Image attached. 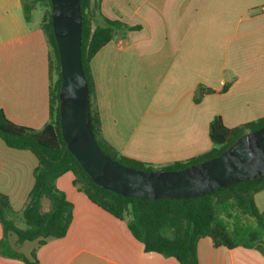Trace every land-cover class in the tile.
Wrapping results in <instances>:
<instances>
[{
    "label": "crops",
    "instance_id": "crops-1",
    "mask_svg": "<svg viewBox=\"0 0 264 264\" xmlns=\"http://www.w3.org/2000/svg\"><path fill=\"white\" fill-rule=\"evenodd\" d=\"M263 7L264 0H101L104 17L137 28L128 37L120 32L92 61L103 136L120 154L165 166L210 152L217 116L233 129L264 118ZM45 9L35 3L27 21L23 0H0V109L35 130L52 120L50 93L57 80L42 26ZM96 22L104 23L101 17ZM200 86L213 92L197 103ZM37 166L31 151L0 139V193L9 197L22 229L28 227L23 210ZM57 186L74 206L73 220L66 237L38 247L40 264H179L147 253L128 219L92 203L71 174ZM255 204L264 211V190ZM49 206L44 199V209ZM9 240L22 252L25 243L17 244L13 234ZM197 249L200 264H264L257 250L216 248L209 238ZM0 264L26 263L0 253Z\"/></svg>",
    "mask_w": 264,
    "mask_h": 264
},
{
    "label": "trees",
    "instance_id": "trees-1",
    "mask_svg": "<svg viewBox=\"0 0 264 264\" xmlns=\"http://www.w3.org/2000/svg\"><path fill=\"white\" fill-rule=\"evenodd\" d=\"M101 0H80L83 17L82 62L89 86L90 113L94 134L100 148L114 160L141 170H180L193 164L219 156L240 137L264 126V118L238 127L228 128L220 116L211 123L210 137L213 147L193 158L176 161L165 166L145 162L120 154L121 152L102 134V119L96 102V86L92 61L120 32L135 30L121 21L104 17L100 10ZM40 2L46 6L42 26L48 35L55 56L53 70L57 80L50 93L52 120L41 130L31 129L8 119L0 109V139L12 149L29 150L38 160L34 170V186L29 194L23 216L28 227L19 228L14 219L18 212L12 207L9 197L0 193V223L3 237L0 253L4 257L20 259L26 264H40L37 249L50 239L66 237L73 220L74 206L57 186V181L66 174L73 176V185L92 203L119 220H127L133 237L143 244L147 253H156L172 258L179 264H200L198 244L209 238L214 247L227 249H254L264 256V211L255 204V195L264 190V176L249 179L209 194L188 199L148 200L124 197L104 189L93 182L76 157L66 150L63 140L59 93L62 83L60 59L51 21L50 0H23L26 20H30L33 5ZM101 17L103 25L96 18ZM139 28V27H138ZM226 84L223 91H227ZM210 89H198V103ZM47 199L50 206L43 207ZM15 234L17 244L37 241L38 247L27 257L11 245L9 236Z\"/></svg>",
    "mask_w": 264,
    "mask_h": 264
},
{
    "label": "water",
    "instance_id": "water-1",
    "mask_svg": "<svg viewBox=\"0 0 264 264\" xmlns=\"http://www.w3.org/2000/svg\"><path fill=\"white\" fill-rule=\"evenodd\" d=\"M62 78L59 114L66 150L93 182L124 197L188 199L264 176V126L246 133L217 157L180 170H141L107 155L96 140L82 62L80 0H50ZM212 131V128L210 129Z\"/></svg>",
    "mask_w": 264,
    "mask_h": 264
},
{
    "label": "rangeland",
    "instance_id": "rangeland-1",
    "mask_svg": "<svg viewBox=\"0 0 264 264\" xmlns=\"http://www.w3.org/2000/svg\"><path fill=\"white\" fill-rule=\"evenodd\" d=\"M99 25H102V24H100V23H98ZM131 31H126V34H127V37L129 36V33H130ZM52 59H53V64L55 65V56H54V53H53V49H52ZM55 77L57 78V75L55 74ZM163 128V127H162ZM164 133H165V135H168V133L167 132H165V129H164V131H163ZM163 133V134H164ZM17 219V220H16ZM22 219H20V217H17V218H15L14 219V223H15V225L17 226V227H19V228H22L23 226V224H22ZM13 236H15L14 234H13ZM37 241H34V242H27V243H25V246H22V248H21V251L23 252V253H25L26 255H27V257H30V252H31V250L32 249H34V248H36V247H38L37 246Z\"/></svg>",
    "mask_w": 264,
    "mask_h": 264
},
{
    "label": "built area",
    "instance_id": "built-area-1",
    "mask_svg": "<svg viewBox=\"0 0 264 264\" xmlns=\"http://www.w3.org/2000/svg\"><path fill=\"white\" fill-rule=\"evenodd\" d=\"M263 11H264V7H263Z\"/></svg>",
    "mask_w": 264,
    "mask_h": 264
}]
</instances>
